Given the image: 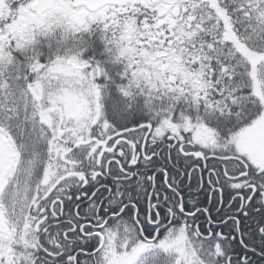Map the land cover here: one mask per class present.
I'll return each mask as SVG.
<instances>
[{"label": "snow or ice", "instance_id": "snow-or-ice-1", "mask_svg": "<svg viewBox=\"0 0 264 264\" xmlns=\"http://www.w3.org/2000/svg\"><path fill=\"white\" fill-rule=\"evenodd\" d=\"M0 264H264V0H0Z\"/></svg>", "mask_w": 264, "mask_h": 264}]
</instances>
